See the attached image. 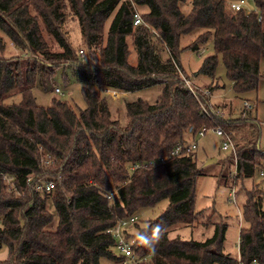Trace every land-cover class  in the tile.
I'll use <instances>...</instances> for the list:
<instances>
[{
  "label": "trees",
  "instance_id": "16d2710c",
  "mask_svg": "<svg viewBox=\"0 0 264 264\" xmlns=\"http://www.w3.org/2000/svg\"><path fill=\"white\" fill-rule=\"evenodd\" d=\"M180 1L0 0V246L7 254L0 264H105L102 258L116 264L121 255L104 227L160 198L166 203L154 217L144 219L143 226L136 218L130 225L136 224L137 231H124L135 240L146 225L164 224V236L154 252L133 243L134 252L148 259L129 264H249L252 258L264 264V183L245 185L264 161L257 121L244 114L202 113L199 102L208 104V99L201 89L210 92L213 86L190 82L189 88L177 58L178 35L201 29L188 47L197 50L210 35L213 52L202 57L197 72L212 75L219 55L234 96L255 88L258 58L264 54V0H253L255 10L233 9L229 0H190L186 12L179 9ZM66 5L78 43L61 28ZM136 6L144 7L138 10L143 23H132ZM126 36L135 52L133 63L126 58ZM7 46L18 51L7 54ZM61 60H68L85 85L86 104L78 111L56 97L39 104L33 95L34 84L43 83ZM154 83L160 90L152 100H124L123 123L110 117L97 92ZM13 94L18 100H8ZM213 122L229 132L235 149L234 197L241 199L242 222L233 255L223 250L224 216L213 208L192 207L193 180L203 171L194 150L168 153L186 132ZM46 157L51 159L44 162ZM132 161L145 163L129 172ZM1 172L13 176L17 192L7 190ZM28 173L53 178L54 187L32 189L25 182ZM48 202L55 210L53 227ZM176 225L198 227L202 235L171 233Z\"/></svg>",
  "mask_w": 264,
  "mask_h": 264
},
{
  "label": "rangeland",
  "instance_id": "374dc122",
  "mask_svg": "<svg viewBox=\"0 0 264 264\" xmlns=\"http://www.w3.org/2000/svg\"><path fill=\"white\" fill-rule=\"evenodd\" d=\"M189 1L190 0H182L178 3L179 9L182 12H186L189 9ZM240 5L245 10H255L253 0H241ZM142 8L144 7L136 6V9L140 12L142 11ZM64 10L68 13L64 22L62 23L61 28L69 33V36L74 39V43H78L80 42V39L78 37V33H76L77 30L74 16L70 12L68 5L64 7ZM109 19L110 15L104 21V29ZM200 30L201 29H192L182 32L177 37V58L180 66L183 69V72L189 78L191 84L197 85L199 87L206 86L207 84L213 86L210 91L213 94L210 96V99L208 96V101L210 100L209 102L213 103L212 105L220 107L224 114L229 113L234 116L239 115L241 100H249L250 107L245 110L244 115L255 117L258 126L257 146L260 149H264V54H261L258 58L259 76L257 78L255 88L243 92L239 97L234 96L230 87L229 79L227 78L225 72V68L219 55L216 56V62L212 71V75H206L197 72V68L202 57L213 52L210 35H207L204 40L197 43L198 51L188 47L189 42L194 39ZM47 42L51 44V49L55 48L56 42L52 37H50V39L47 38ZM9 43L10 45H13L11 42ZM79 46L83 47V44H78V47ZM126 46V58L129 62L133 63L135 60V52L133 50L129 36H126ZM16 51H18L17 48L7 46L5 53L11 54L15 53ZM80 58H82V56H80ZM72 60L74 61V58L71 59V61ZM69 64L70 63L68 60L57 61L50 76L44 75V77H49L45 78L43 83L37 81L34 84L32 87V92L35 100L39 104L47 105L51 102L53 97H56L68 101L77 111L85 106L86 102L82 91L85 85L83 82H80L76 79ZM55 85L59 86L61 91H55ZM89 87L96 88V90L98 89V86L96 87L89 85ZM159 90L160 83H154L138 89L127 90L124 92L117 91V94L113 96H110L109 93H106L103 88H99L97 92H99V94L105 98L110 112V117L117 119L119 123H123L126 120L123 107L124 100H129L136 96L145 98L147 100H152ZM18 98V94H13L8 97V100L16 101ZM192 139L196 140V147L194 148L196 164L202 165L203 169L202 173L195 175L193 180L192 207L193 209L204 208L207 210V212L209 211L208 209L213 208L217 213L224 216L226 228L224 231V239L222 241L223 250L233 255L237 251V228L238 224L241 223L242 220L239 214L241 200L240 196L235 195L234 203L228 199L231 177L227 175V171L230 167H232V159L228 156V150L219 148V137L212 131L207 130L201 136L192 135L190 134V131L188 133L186 132L183 140L190 142ZM207 157H213L214 160L203 163ZM262 164L264 165V161ZM251 179L252 180L246 179L245 185L252 186L256 181L264 183V177L259 176L256 171L253 172ZM260 186L262 187V185ZM165 203L166 198H160L152 205H144L134 211L133 214L136 215L139 225H144V219L154 217L164 207ZM47 206L49 211L53 214V220L50 222V226L53 227V224L56 221L55 210L51 202H48ZM198 218L202 217L199 216ZM182 226L185 227L180 228V226L176 225L175 229H173L171 233L178 232L180 235L185 237H201L202 234L200 233V230H198V227L191 229L190 225ZM127 230L137 231L136 224H134V226L129 225ZM6 257L7 254L5 252V246L2 245L0 246V261H4L7 259ZM147 259L148 258L146 257L145 260ZM101 261H103L105 264L108 263V260L104 258H102Z\"/></svg>",
  "mask_w": 264,
  "mask_h": 264
},
{
  "label": "built area",
  "instance_id": "2783aa9c",
  "mask_svg": "<svg viewBox=\"0 0 264 264\" xmlns=\"http://www.w3.org/2000/svg\"><path fill=\"white\" fill-rule=\"evenodd\" d=\"M241 0H229L228 5L233 9H238L241 5ZM132 23H143V20L140 16L139 11L133 7L132 9ZM80 53H83V50H79ZM198 51V50H196ZM183 81L187 84V86L190 88V80L186 77H184L182 74L180 75ZM55 91H61L59 86H54ZM103 90L106 93H109L110 96H113L116 94L115 89L104 87ZM201 91L206 95L207 99L208 96H210V93L205 87L201 89ZM250 107V102L247 99L241 100V110L240 115H243L245 110ZM199 109L202 113H204L206 116L210 117L211 115H217L219 117H224L225 114L221 110L220 107L212 105L208 101V104L199 102ZM210 130L214 134H216L219 137V148L228 150L229 151V157H231V163L232 167H230L227 171V175L231 177V184L229 186L228 191V199L234 203V175L236 172L235 169V149L232 142V139L229 135V132L225 130L218 122H213L210 125L201 124L197 129H195L194 133L192 135L201 136L205 133V131ZM196 147V140L192 139L190 142H186L185 140H178L174 143V145L169 149L170 155H175L179 153H186L189 151H193ZM51 158L46 157L44 159V162H48ZM163 156H159L158 160H162ZM145 162H139V161H132L128 165V171L130 172L135 167H138L139 165H143ZM256 172L259 176L264 177V165L260 164L256 167ZM1 177L6 183V188L9 191L17 192L18 188L13 180V176L9 174L8 172H1ZM56 178L58 181H61L63 178V175L61 172H58L56 174ZM25 182L30 185V187L34 190H40V191H46L50 192L52 188L54 187V179L47 177V176H39L35 175L34 173H28L25 176ZM135 214H129L125 217H118L114 223L111 225H108L104 227V231L108 232L112 238H113V248L117 254L121 255V259L116 264H129L138 260H145L147 257V254L144 255H138L133 250V241L134 237L124 231V229H127L128 226L131 224V222L136 219ZM237 241V239H236ZM249 264H262L256 259L252 258L250 260Z\"/></svg>",
  "mask_w": 264,
  "mask_h": 264
},
{
  "label": "clouds",
  "instance_id": "9594fccd",
  "mask_svg": "<svg viewBox=\"0 0 264 264\" xmlns=\"http://www.w3.org/2000/svg\"><path fill=\"white\" fill-rule=\"evenodd\" d=\"M166 231L164 224L146 225L145 229L135 234L134 243L155 251L156 244L163 238Z\"/></svg>",
  "mask_w": 264,
  "mask_h": 264
},
{
  "label": "water",
  "instance_id": "95a60500",
  "mask_svg": "<svg viewBox=\"0 0 264 264\" xmlns=\"http://www.w3.org/2000/svg\"><path fill=\"white\" fill-rule=\"evenodd\" d=\"M213 160H214L213 157H207V158L203 161V163H205V162H209V161H213Z\"/></svg>",
  "mask_w": 264,
  "mask_h": 264
},
{
  "label": "crops",
  "instance_id": "0c3cea01",
  "mask_svg": "<svg viewBox=\"0 0 264 264\" xmlns=\"http://www.w3.org/2000/svg\"><path fill=\"white\" fill-rule=\"evenodd\" d=\"M117 91H121V92H124V91H122V90H116L115 89V92H116V94H117ZM213 92V91H212ZM213 93H210V96L212 95ZM210 96H209V99H210ZM210 101V100H209ZM213 104V103H212ZM228 114V113H227ZM227 114H225V116L227 115ZM237 252V251H236Z\"/></svg>",
  "mask_w": 264,
  "mask_h": 264
}]
</instances>
